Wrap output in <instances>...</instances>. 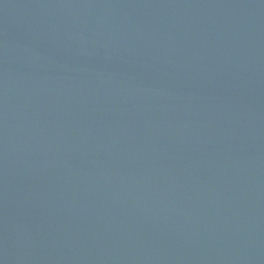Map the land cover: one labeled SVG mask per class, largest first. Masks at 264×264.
I'll list each match as a JSON object with an SVG mask.
<instances>
[{
    "label": "water",
    "instance_id": "obj_1",
    "mask_svg": "<svg viewBox=\"0 0 264 264\" xmlns=\"http://www.w3.org/2000/svg\"><path fill=\"white\" fill-rule=\"evenodd\" d=\"M0 264H264V0H0Z\"/></svg>",
    "mask_w": 264,
    "mask_h": 264
}]
</instances>
